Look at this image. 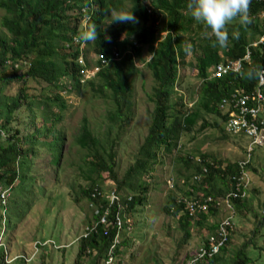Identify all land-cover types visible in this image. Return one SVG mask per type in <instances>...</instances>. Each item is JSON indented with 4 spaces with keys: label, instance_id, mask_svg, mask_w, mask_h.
<instances>
[{
    "label": "trees",
    "instance_id": "trees-1",
    "mask_svg": "<svg viewBox=\"0 0 264 264\" xmlns=\"http://www.w3.org/2000/svg\"><path fill=\"white\" fill-rule=\"evenodd\" d=\"M143 1L0 0L2 13L0 28L3 31L0 34V139H4V142L0 141V185L14 189L15 182L22 179L19 165L23 166L24 160L20 158H24L28 151L33 152L32 148L36 146L35 142L38 138L42 145L41 138L53 136L52 130L55 127L53 122H61L62 113L67 109L63 92L71 93L72 90L79 92L85 85L84 87L91 88L94 94H100L102 98H110L115 104L116 108L113 112L109 111L106 115L111 126L122 120L127 124L133 86L131 76H135L139 71L135 62L141 58L143 48L152 55V59L145 64V67L157 83L151 97L148 96L149 101L154 105L148 135L139 148L134 166L124 174L121 181H118L114 171L117 144L115 140L105 138L112 127L108 128L107 135L99 139L92 133L89 121L83 118L76 139V145L86 151L84 163L87 166V173L84 180L87 184L80 189L82 198L86 197L91 204L99 208L101 213L104 212V205L108 204V201L101 195L93 198L91 193L95 188L105 189L104 184L108 179L116 183L118 193L120 191L131 193L130 196L122 194L121 198L125 208L123 211H133L137 205L145 206L148 189L147 185L141 182L142 177L148 172L152 173L155 165L161 163L159 162L161 158L165 155L170 156L177 150L181 136L191 133L197 123L203 124L195 130L196 134L208 128L216 129L222 123L218 129L225 136L241 137L226 131L225 119L218 109V102L234 88L252 90L256 86L258 72L264 68V44L250 48L252 63L244 64V72L241 76L230 74L208 79L207 70L219 62L220 52L229 59L242 58L245 48L264 36V21L250 19V23L246 25L240 24L239 21L233 25L227 24L229 40L225 47L213 46L215 37L207 28L209 34L200 40L199 51L196 54L195 42L200 38L197 30H192V27L195 23L201 28V24L191 17L187 8L189 0H147L149 5L144 4ZM128 2L131 3L130 8L138 18V23L108 24L109 9L127 10L125 3ZM261 10L262 7L257 0H251L249 14ZM159 16L166 18L164 27L162 25L161 27L167 35L161 40ZM83 23L84 27L81 28ZM90 25L97 27V41L87 43L80 41L78 34ZM234 31L240 33L239 39H232L231 34ZM125 32L130 33V37L121 40ZM105 33L111 37L110 42L105 40ZM189 33H193L188 37L191 46H186L187 38L184 40V37ZM81 44L85 46L83 50L80 48ZM85 50H92L97 56L94 62V65L100 66L96 77L97 85L94 81L81 84L79 70L82 66L79 60L81 53L85 54ZM8 58L12 59L9 63ZM22 58L24 60L28 58L29 67L26 66L25 70L19 69V73L13 71V61ZM189 59L192 60L187 62ZM19 66L22 64L19 63ZM187 67H194L197 71L196 79L200 82L195 90L197 98L189 107L183 103L181 96L177 97L176 102H170L175 95L174 88L179 78V70ZM249 70L256 73L252 79L245 77ZM9 85L15 86L16 89L9 88ZM10 90L14 91L11 95L8 92ZM33 90L37 91L38 96H35V93L29 94ZM25 105L30 110L31 116H33L32 109L35 105L38 106L41 110L40 117L46 123V128L41 126L38 133L33 132L28 135L27 148H25L26 135H22V130L18 129V126L12 125L15 113ZM54 108L59 111L57 115L53 114ZM206 117H211V121H207ZM45 143L49 150H55L59 163L65 144L64 138L58 133L54 144L51 141ZM241 148L245 156L242 159L244 160L247 153L243 147ZM193 158H200L202 164L208 168L207 176L203 177L200 183L194 178L202 174L201 165H196ZM208 159L205 154H200L199 157L180 158L186 167L194 169L190 178L194 185L190 186V191L183 193L184 196L191 195L193 193L191 191H198L197 188H201L200 190L207 195L218 199L233 188L228 182V177L239 171L240 161L224 164L210 162ZM250 162L251 159L249 164ZM250 187L246 190L245 197L233 201L236 210H244L247 207ZM168 203L170 206L165 210L167 214L176 216L183 212L181 228L185 231V238H190L188 228L191 223L196 222L198 226L206 224V216L200 214L198 220L194 221L195 218L189 217L183 206L176 204L175 199L170 198ZM115 206L111 208L109 223L104 227L98 226L96 235L80 242L74 264H81V261L91 257L86 254L89 249L98 252L95 264L104 257L116 234ZM211 214L213 218L217 216L214 210ZM215 227L216 225L213 224L208 226L211 231H214ZM218 260L219 258L215 257L210 263L216 264ZM238 264H248V259L243 258Z\"/></svg>",
    "mask_w": 264,
    "mask_h": 264
},
{
    "label": "rangeland",
    "instance_id": "rangeland-1",
    "mask_svg": "<svg viewBox=\"0 0 264 264\" xmlns=\"http://www.w3.org/2000/svg\"><path fill=\"white\" fill-rule=\"evenodd\" d=\"M143 2L149 5L147 0ZM125 7L130 9L131 3H125ZM1 16L0 12V18ZM158 19L159 26L164 27L166 18L159 16ZM256 21L263 22L264 19ZM200 24L201 28L195 23L192 27V30H197L200 38L195 42L196 54L199 51L200 40L209 34L203 22ZM83 27L84 23L81 25V28ZM2 33L0 28V34ZM192 34H186V46H191L188 37ZM163 36L164 33L161 35L160 32L159 38ZM85 54L90 62L94 52L86 50ZM151 58L147 49L143 48L141 58L136 61L139 71L135 76H131L133 86L127 124L122 120L111 126L106 115L109 111L113 112L115 104L110 98L94 94L91 88H85V85L79 92L72 90L71 93L62 95L67 102V109L62 113V121L53 122L55 124L53 136L41 138L42 145L40 139L37 141L35 138L36 146L32 148L33 152L28 151L24 158H20L24 160L23 166L19 165L22 179L15 182L5 204H0V235L4 233L2 238L0 236V242L7 248L9 259L21 253L31 255L36 241L51 240L58 246L69 245L79 237L84 227L93 221L88 199L82 198L80 194V189L87 184L84 180L87 173V166L84 163L86 151L76 145L83 118L89 121L92 133L99 139L107 135L108 128L112 127L105 138L109 137L117 144L114 171L118 181H121L124 174L134 166L139 148L148 135L154 110L148 96L151 97L157 83L145 67ZM180 71L181 80L170 102H176L177 97L181 96L183 103L189 107L197 98L195 90L199 81L192 67ZM94 82L98 84L97 80ZM13 85H9V88L16 89ZM8 92L9 95L14 93L12 90ZM34 93L38 96L35 90L29 92L31 95ZM32 111L33 116L26 105L23 106L15 113V120L12 123L22 130L23 136L26 135L25 148L29 147V134L38 133L41 126L46 128V123L40 117V108L35 105ZM58 113V109L54 108L53 114ZM206 119L211 121V117ZM202 124L197 123L191 133L183 134L177 150L170 156L165 155L161 158L159 161L161 163L155 165L154 171L142 177L141 182L147 185L148 189L146 202L145 206L137 205L133 211L129 210L124 215L125 228L121 233L123 253H119L121 264H171L175 260H182L180 258L188 252L192 254L194 246L210 232L208 223L198 226L195 222V225L188 228L190 238H185V231L181 228L182 214L173 216L165 212L166 207L170 206L168 203L170 198L177 200L194 185L190 181L194 169L186 167L180 158L199 157L200 154H205L210 162L224 164L239 162L245 158L241 147L246 150L250 140L246 137L225 136L218 129L222 123L216 129L208 128L196 134L195 130ZM58 133L65 140L59 163L55 150H49L45 143L51 141L54 144ZM248 171L251 187L248 191L247 207L244 210H237L235 232L226 251H223L225 254L220 255L216 264H238L243 258L248 259V264H264V146L254 148ZM105 183L109 190H112L110 185L113 183L108 179ZM197 189L198 191H191L193 192L191 195L203 193L201 188ZM120 193L124 196L131 194L126 191ZM191 234L194 240H191ZM78 246L79 241L60 250H54L50 245L39 246L36 256L27 264H74ZM96 259L88 257L81 261V264H95ZM0 264L25 263L22 261L8 263L4 256V248H0ZM97 264H103V259L98 260Z\"/></svg>",
    "mask_w": 264,
    "mask_h": 264
},
{
    "label": "built area",
    "instance_id": "built-area-1",
    "mask_svg": "<svg viewBox=\"0 0 264 264\" xmlns=\"http://www.w3.org/2000/svg\"><path fill=\"white\" fill-rule=\"evenodd\" d=\"M262 44H264V36L253 46L256 47ZM249 54L250 53H247L246 58H248ZM102 64H104V61ZM241 67L242 65L240 62H228L226 65L221 64V66L217 67L215 75L220 76L229 72L236 73L241 70ZM99 68L100 66L92 65V68L90 69H81L80 73L84 79H90L100 71ZM224 105L231 107L226 124V131L232 134L243 133L250 140V143L246 148L247 156L246 159L239 162V171L235 175L228 177V182L233 188L225 196L217 199L212 196H207L204 193H196L193 197H181L178 199L177 204L182 205L185 213L191 218H197L198 214L209 215L212 210L223 212L225 216L216 222L217 224L214 235H209L206 243L190 254L187 260H177L171 264H208V261L227 245L230 235L235 229L236 210L233 201L242 199L246 196V190L250 187V177L246 169L247 165L252 157L254 148H262L264 146V70L259 76L258 88L256 90L252 93L236 91L231 95L229 102H227V100L222 102L221 107ZM192 160L196 165H201L202 174L194 178L195 181L200 183L201 179L207 176L208 168L202 164L200 158H193ZM106 184L107 183H105V187L108 188L109 186ZM110 186L112 190H109V188L106 190V188L103 189V187L101 190H98L97 188L93 189L91 197L94 198L101 195V197L108 201V204L104 205V212L101 213L99 208L89 202L93 221L84 227L79 237L75 239L72 244L96 235L98 233V226L104 227L109 223L108 217L112 212L111 208L113 205H116L114 212L116 234L103 257V264H121L120 255L118 254L117 249L120 244L121 232L125 226L122 213L124 206L121 195L117 192L116 185L113 183ZM9 193V187L7 188L0 185L1 202H4ZM49 245L56 250L71 246V244L58 246L51 240L47 242H35L32 255L29 258L22 255L20 258L24 259L26 262L30 261L36 256L39 246ZM0 247H3L1 242ZM86 254L95 256L97 251L89 249L86 251Z\"/></svg>",
    "mask_w": 264,
    "mask_h": 264
},
{
    "label": "clouds",
    "instance_id": "clouds-1",
    "mask_svg": "<svg viewBox=\"0 0 264 264\" xmlns=\"http://www.w3.org/2000/svg\"><path fill=\"white\" fill-rule=\"evenodd\" d=\"M250 2H251V0H189V3L187 5V8H188V10L190 12L191 17L195 21H197V22H203V24L207 28H209L211 30V32L213 33V35L215 37V44L213 46L218 45L220 47H225L227 45V43H228V40H229V34L226 31V25L227 24L233 25L236 21H239L240 24L246 25V24L250 23V19L251 20H259V21H261L262 19H264V0H257L258 4L262 7V10L259 11L258 13L251 14V15L249 14V4H250ZM131 9L132 8L127 9V10H125V9H109V15H107L109 17L108 24L117 23V24L136 25L138 23V18L133 14V12H132ZM160 29L162 31L161 25H160ZM163 33H164V36L163 37H165L167 35V32L166 31H162L161 32V35ZM231 36H232V39H234V40L235 39H239L240 33L238 31H234V32H232ZM128 37H130V33L125 32V33L122 34L121 40H123L125 38H128ZM163 37H161L159 39L161 40ZM104 38H105V40H107L109 42L111 40V37L108 36L106 33H105ZM78 39L80 41H83V42H86V43L87 42H92V41H97V39H98V30H97V27L95 25L88 26L86 28V30L81 31L78 34ZM184 40H186L185 37H184ZM259 40L260 39H258L257 41H254L250 45H248L245 48V54H244V56L242 58H239V59L233 60V59L226 58L222 54V52H220L219 53L220 54V60H219V62L217 64L211 66L207 70V78L208 79L220 78V77L227 76V75H230V74H233L235 76H241L242 73L244 72V68H243L244 64H251L252 63V61H251V49L250 48H253L254 47L253 45L255 43H257ZM258 46H260V45H258ZM80 48L83 50L85 48L84 44H81V47ZM247 53H250L248 55V58H246ZM96 57L97 56L94 54L92 60L90 62H88L86 55L83 54V53H81L80 60H79V64L82 66V69H90V68H92V65H94V62L96 61ZM151 57H152V55H151ZM11 60L12 59L8 58L7 59L8 63ZM228 62H240L241 65H242L241 70L239 72H236V73L235 72H229V73L224 74V75L216 76L215 73L217 72V67L218 66H221V64L222 65H226ZM19 63L22 64V66H19ZM82 63H83V65H82ZM26 66L29 67V60H28V58L26 60H24V58H22V59H16L12 63V68L14 69L13 71H16L18 73H19V69L25 70V67ZM135 66H136V62H135ZM136 68H138V67L136 66ZM192 68L194 69V67H192ZM263 70H264V68H262L261 70H259L258 76H257V81H256V86L252 90H245L243 88H234L233 90H231L228 93V95L226 97H223L218 102V109L223 114L224 119H225V121H224L225 127H226V124H227V121H228V118H229V114H230V111H231V107H227V105H224L223 107H221L222 106V102L224 100H227V102H229V99H230L231 95L234 94L236 91H241L243 93H252L254 90H256L258 88V79H259V76H260V74H261V72ZM80 71L81 70H79V74H80V79H81V84L82 85L84 83L88 82V81H94V80L96 81V77H97V75L99 73L98 72L94 77H92L90 79H84V77L81 75ZM180 72L181 71L179 70L178 76H179ZM196 73H197V71H196ZM255 75H256V73H254L252 70H249L245 74V77L247 79H252V78H254ZM180 80H181V78L179 76V78L177 80L178 83L176 82V84H175L174 93L177 90V86H178ZM64 94H66V93L63 92L62 95H64ZM191 105L192 104H190L189 106H191ZM1 134H2V132H1ZM237 135H240L242 138L243 137H246L243 133H240V134H237ZM248 174H249V177H250L249 171H248ZM250 186H251V177H250ZM5 187H7V186H5ZM8 187L10 188V192H11V190H12L11 187L10 186H8ZM13 188H14V186H13ZM119 194L121 196H123L120 192H119ZM204 194L207 195L206 193H204ZM9 196H10V193H9L8 197ZM207 196H209V195H207ZM8 197H6V199H8ZM181 197H193V195H186V196H181ZM6 199L4 200V202H1L0 201V204L1 205L2 204H5ZM178 199L176 200V204H177ZM88 203H89V201H88ZM123 210H125V208ZM236 213H237V210H236ZM125 214H126V212L123 211V221H124V215ZM180 214H183V212H181ZM198 215H200V214H198ZM201 215H204V214H201ZM204 216L207 217L206 218V223H208L209 225H212V224L213 225H216L217 224L216 222L218 220H221L225 216V214L223 212H218L217 211V216L215 217L216 220L213 219L212 214L204 215ZM91 217H92V213H91ZM197 220H198V216H197V218H195L194 221H197ZM124 225H125V221H124ZM124 228H125V226H124ZM124 228H123V230H124ZM215 229H216V227H215ZM235 229H236V222H235ZM235 229L231 233L227 245L225 247H223L217 255H215L213 258H211L208 261V264H211L210 262L215 257L220 258V255H223V253L225 254V252H223V251L224 250L226 251V248L230 244L231 237H232V234L235 232ZM123 230H122V232H123ZM214 233H215V230L214 231H211L210 230V232L208 233V235L205 236L204 240L201 243H198L197 244L198 246L197 245L194 246V249L192 251H195L198 247H200L201 245L205 244L206 243V240H207V237L209 235H214ZM3 234L0 235L1 238H2V235ZM36 242H38V241H36ZM80 242H79V244H80ZM121 243H122V239H121V235H120V244H119L118 249H117L118 254L119 253H121V254L123 253L121 251ZM71 245H73V244L71 243ZM59 246H62V245H59ZM0 248H4V256H5L6 260L8 261V263H12L14 261H22L25 264H27V263L30 262V261H27L26 262L24 259L20 258L22 255H25L26 256L25 253H21V254L15 255L11 259H9V254H8L7 248L4 245H3V247H0ZM62 249H66V248H62ZM54 250H56V249H54ZM190 254H191V252H189V255L185 259L180 258V259H182L180 261L187 260L189 258V256H190ZM31 255H29L27 257L29 258ZM97 255H98V252H97V254L95 256H92V255H90V256L94 258ZM102 259H103V257H102ZM175 261H177V260H175Z\"/></svg>",
    "mask_w": 264,
    "mask_h": 264
},
{
    "label": "crops",
    "instance_id": "crops-1",
    "mask_svg": "<svg viewBox=\"0 0 264 264\" xmlns=\"http://www.w3.org/2000/svg\"><path fill=\"white\" fill-rule=\"evenodd\" d=\"M191 225H195V223H193V224L191 223ZM191 225H190V226H191ZM191 235H192V234H191ZM205 236H206V235H205ZM205 236H204V238H205ZM194 239H195V238H193V235H192V236H191V240H194ZM203 240H204V239H203ZM203 240H202V241H203ZM202 241H201V242H202ZM201 242H199V243H201ZM197 246H198V245H197ZM188 255H189V252H188L186 255H184V256L182 257V259L187 258Z\"/></svg>",
    "mask_w": 264,
    "mask_h": 264
}]
</instances>
